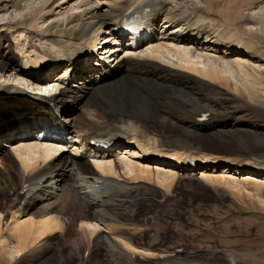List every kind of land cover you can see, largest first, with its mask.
Here are the masks:
<instances>
[{
  "label": "bare ground",
  "instance_id": "bare-ground-1",
  "mask_svg": "<svg viewBox=\"0 0 264 264\" xmlns=\"http://www.w3.org/2000/svg\"><path fill=\"white\" fill-rule=\"evenodd\" d=\"M59 2L60 0H0V28L6 27L8 31H13L11 37L14 47L21 55H15L11 37L0 32V134L7 137L6 142L18 140L11 144L12 156H5L4 161L16 166L20 191L25 190L26 199L29 196L33 199L29 198L32 203L26 201L27 207L22 206L20 200L0 209V264H11L26 258L36 246L57 234H61L65 242L70 237L65 236L70 224L65 225L60 215L70 209L67 208L68 205L75 213L74 219L78 226L75 233L81 234L82 241L79 243L78 239L75 241L72 237L65 243L66 248L71 250L79 243L80 246L77 247H84V251L90 248L88 259H92L96 249L93 250L91 246L100 240V233L109 232L110 237L114 236L123 248L112 247L117 251L109 250L102 255L98 251L100 264H180L183 260L180 255L169 256L168 252L157 254L148 249L153 245H135L137 242L131 232L122 227L136 225L131 216L124 219L119 212L99 210V207L105 206L108 201L116 202L115 200L135 204L134 207L138 205L137 202L151 201L154 196L147 191V187H143L145 190L138 186L143 179H152L149 184L156 181L163 188H171L181 180H197L215 185L226 183L238 192L247 182L258 187L264 186V166L255 167L248 161L232 159V156L186 152L177 146L172 148V143V147L170 143L166 144L170 140L166 136L170 124L178 128H190L192 135L201 140L228 142L235 137L234 129L239 126L238 123L228 127L223 117L217 115L213 118L211 112L204 108L203 111L199 110L202 111L200 114H197L199 111L195 113L197 107L194 108V113L189 114V110L182 104L184 97L191 100L210 97L215 101L213 93L224 91L240 99L245 96L252 105L257 99L264 100L260 95L264 92V0H229V5L227 2L224 5L225 0H98L94 5H73L64 13L60 12L56 16L57 20L51 22L47 14L53 12ZM247 2L250 3L247 5ZM144 4L154 8L150 25L158 32L136 49L124 50L123 55L118 54L122 49L119 42L109 44L112 36L129 11ZM214 4L219 7L217 11ZM35 40L39 45L35 44ZM94 41L106 44L104 49L111 53L109 57L114 59L113 64H102L96 71L91 69L88 73L94 74L92 80L82 77L79 81H69V71L86 67V54ZM29 43L31 50L27 51L25 47ZM34 51L60 58L61 61L44 66L47 62L44 57L30 60ZM23 56L30 62H23ZM172 57L177 60L174 61ZM30 63L34 65L31 66ZM25 67L42 71L48 69L58 72V75L54 78H36L25 71ZM10 81V86L2 87L3 83ZM34 83L59 85L61 89L58 94L45 98L37 95L35 92L38 91L34 87H30ZM125 85L130 87L127 96L153 97L155 102L149 101L153 112L145 114L131 102L126 104L127 101L122 100V103L115 105L104 99V95L113 92L114 88ZM22 86L28 90H22ZM170 94L176 95L181 103L175 105L178 106L176 111L165 105V98ZM78 102L85 106L76 114L71 108H75ZM198 108L201 109L199 105ZM258 109L264 112V106ZM205 113H209L210 118L203 122L200 118ZM48 126L57 127L59 132L63 128L66 134L57 139L45 134L40 140V134ZM227 127L229 130H226ZM157 128H165L163 137L168 140L162 143L165 142L166 145L158 146L154 138L148 137L157 133ZM94 135L115 138L113 144L116 149L124 145L133 150L125 147L124 154H119L118 150V153L101 152L90 145ZM190 137L189 141L192 140ZM39 141L63 145L65 150L71 146L72 151L68 149L71 157H66V151L57 156V152L38 145ZM85 156L92 158L90 165L84 162ZM206 163L227 165L228 171H221L218 167H204L203 171L198 172V165ZM2 165L3 161L0 160V174ZM194 166H197L196 169H189ZM68 169L75 172L76 178L82 177L76 184L83 182L81 189L84 192L80 193L76 191L75 185H69L64 188V192L63 189L60 190L62 196L59 195L60 200L56 204L35 210L36 204L42 202V198L34 201L38 193L43 188L52 189L49 186L54 179L67 182L65 175ZM247 170L250 173L245 174ZM197 174H200V178L195 177ZM122 177L125 186L121 181ZM9 179L6 180V185L11 191L16 183H13V177ZM158 191L163 195L168 194L160 188ZM54 194L55 191H52L50 197L53 198ZM49 195L43 198L48 199ZM139 196L142 197L141 200H135ZM61 201L63 202L59 203ZM5 213H10V216L6 218ZM66 232L69 233L68 230ZM94 238L96 239L93 240ZM82 242H87L88 245L85 243L84 246ZM79 252L81 258L83 252ZM71 256L72 253L69 257ZM209 259L203 260L196 255L193 263L211 264ZM188 260L189 258L185 259L181 264ZM233 260L235 263L230 264H242L241 259L235 256ZM214 264L228 263H224L223 258L219 257Z\"/></svg>",
  "mask_w": 264,
  "mask_h": 264
},
{
  "label": "rangeland",
  "instance_id": "rangeland-1",
  "mask_svg": "<svg viewBox=\"0 0 264 264\" xmlns=\"http://www.w3.org/2000/svg\"><path fill=\"white\" fill-rule=\"evenodd\" d=\"M97 1L98 0H60L59 5L55 7L54 10L55 12L54 11L49 12L47 14V17L51 18V22H53L57 20L56 16L60 12L64 13V11L68 10L69 7L71 8L73 5L76 6L77 4H86V3H90L94 5V3H97ZM226 2L229 5V0H225L224 2L225 4L224 3L223 4L227 5ZM249 3L247 2V5ZM222 6L223 5H221V7ZM217 7L218 5L214 4V8L216 11H217ZM87 8L88 7H86V9ZM0 32H5L10 37L13 33V31L12 32H10V30L8 31L6 27H1ZM11 39L12 37L10 38V40ZM11 42L13 44V48H14L13 50L15 55L21 56L19 54V51L16 50L14 47L15 43H13L14 42L13 39ZM35 44H38V41L35 40ZM28 45L27 48L25 47V49H27V51H30L31 44L29 43ZM219 52L222 53L226 51H219ZM172 59H174V61L177 60L175 57H172ZM94 67L95 68L97 67L95 63H94ZM127 74L129 75V73ZM86 75L87 76L85 77L87 79H91V80L93 79L94 74L86 73ZM1 79L2 78L0 77V82ZM9 84L11 85L12 81L3 83L2 87L5 88L7 86H10ZM23 88H25V86H22L21 89L24 90ZM129 89L130 87L127 85L119 86L117 88H114L113 92L104 95V99L106 101L114 102L115 105H119L120 103H122V100L123 102L127 101L126 104H130L131 102V104L134 105L135 107L137 106L138 108L139 106L140 108L138 109L145 114L153 112L152 109L153 107L151 104L155 102V99L153 97L149 95H146L149 98L148 97L139 98L135 95L127 96V94H129L128 93ZM25 90L28 89L25 88ZM138 92L141 93L140 91ZM123 93L125 96L124 95L122 96ZM87 95L88 94H86L85 98L87 97ZM260 95L261 97L264 98V92L263 93L261 92ZM167 97L165 98V100L167 99L165 101V105H167V107L170 109L172 108L171 109L172 111H176L178 106L175 105L181 104L179 103L180 101L178 97H176V95L173 96V94H170ZM213 97L215 98V101H212L210 97L208 98L206 97L207 101L205 100L206 98L203 99L206 102L199 99L196 100L195 98H193L192 100L190 98L186 99L184 97L185 100L184 98L182 99V104H184V107L186 106L185 108L189 110L190 112L189 114L194 113L193 110H196L194 109L196 107H197V111L195 113H197L199 110H202L204 108L207 109L208 112H211L213 118H215L217 115H218L217 117L219 116L223 117L228 127L230 125H234L235 122L238 123L239 126L234 129L235 137L228 142H219L214 139H210L206 141V140H201L199 138L198 139L195 138L192 135L190 128H185L184 126L178 128L170 124L169 125L170 127L167 126L169 128L166 131V136L169 137L170 140L166 138L168 140V143L166 144L169 145L170 143L171 147L173 145L172 148H176L177 146L178 148H181L183 149V151L186 152L199 151L203 153V155L206 154L209 156L210 155L211 156L226 155L228 157L232 156L233 158L232 157L230 158L238 159L240 161H245V162L248 161L252 166L255 167L256 166L263 167L264 166V112L263 110L258 108H260V106H264V100L257 99L255 102H253L252 105L247 102L245 96L240 99L224 91H216V93H213ZM149 101L152 102L150 103ZM195 103L198 104L199 107H201V109L198 108V105H196ZM171 104H173L174 106H172ZM84 106L85 104L78 102L76 104V107L71 109H74L75 113L79 114V112ZM173 107L176 109H174ZM202 111H199L197 114H200ZM261 114L263 116H261ZM220 121L222 120L220 119ZM228 127L226 128V130H229ZM163 129L165 130V128ZM179 129L180 131H178ZM156 130L157 133L154 134L152 133L148 137L154 138L159 146V144H164L165 142H167V140L165 139V137H163L164 130H158V128ZM175 130L177 131V133L179 132L178 133L179 135L176 134ZM160 131H162V133ZM184 132L185 134H183ZM158 134H160L161 136ZM3 136L4 135L0 134V140L2 141L0 143V160L3 161L2 173L0 174V209L5 208V206L6 207L9 206V204L12 203L13 201L18 202L20 200H22V206L27 207L28 204L26 203V201L27 200L29 201V198L30 200L33 199L30 196L27 197L28 199H26V197H24L25 191H20L21 188L20 184L17 185L18 178H17L16 166H12L10 162L4 161L5 156L7 155L12 156L11 150L13 145L11 144L16 143L18 140L12 139L9 142H6L7 137L6 136L3 137ZM187 136L192 138V140L189 141V137ZM163 141L165 142L162 143ZM125 147L128 146L123 145L120 148L119 152L121 154L125 153ZM68 148L70 149L69 151H72L71 146ZM128 148H129L128 150H133L131 147ZM65 154L67 158L71 157L70 152L67 151L65 152ZM83 160L85 163L87 164L89 163V165L90 163H92L90 162L92 161V159L87 158L86 156ZM206 164L200 165L198 172L203 171L205 169L204 167H213V168L218 167L221 169V171H228L226 169L227 165L215 166L212 164H208V166H205ZM74 171L70 172L69 169L67 170L65 175L67 181L65 182L66 184L64 182H60L61 179L60 180L54 179L52 184L49 186V187H53L54 190L53 188L52 189L43 188L44 190L42 189L40 193H38L37 195L38 197L34 200V201H40L39 198H42L41 200L42 202H38L39 204H36L37 206L35 210L41 207H46L47 205L53 206L54 204H56V202L60 200V196H62V191L60 192V190L63 189L64 192V188L65 187L67 188L69 185H75L76 191L84 192V190L81 189L83 187L82 186L83 182H79L78 184H76V181L78 182L79 180H82L81 179L82 177L77 176L76 178L74 176L76 175L74 174L75 173ZM249 171L250 170L245 171V174L250 173ZM197 175L195 177L200 178V174ZM9 177H13L14 178L13 183H16V185L13 186V190L11 191H9L6 185V180L7 179L10 180ZM254 177L258 178L256 176ZM240 178H242V175ZM122 179L123 177L121 178V181H123V186H125L124 185L125 181ZM262 179L264 180V176L262 177ZM144 180L146 179H143L138 184V186H141L142 188L147 187V191H149L154 196L151 199V201L137 202L138 205L134 207L135 204H127L126 202L121 203V201L115 200L116 202L108 201V203H106L105 206L99 207V210L102 209H104L105 211L112 210L111 212L113 213L119 212L120 214L123 215L124 219L127 218V216H131V218L134 219V224L136 225H133L131 227H124V226L122 227L125 229L128 228L129 232H131V236L137 242V244L135 245L139 246L138 244H143V243L145 245L149 244L154 246L148 248L150 249L151 252L153 251L154 253L157 254L168 252L169 256L180 255V257L183 259L181 263H184L185 259L189 258V260L185 264H194L193 261L196 258V255L200 256L203 260L204 259L208 260L210 257L209 260L211 261V264H214L219 257L223 258L224 263H228V264L235 263L233 260L234 256L241 259L242 264H264V186L258 187L255 186L252 182H250L249 184L247 182V184H245L242 187L239 193L237 190L234 191L226 183L216 184L217 185L216 186L215 184L212 183H208V182L202 183L197 180H189V181L181 180L182 182L180 181L179 184L177 183L174 184L171 187L172 188L171 189L167 187L164 188L160 187L159 185H157L156 181H154L156 185L153 182L152 184H149V180L151 182L152 179H147L148 181L146 180V182ZM250 180L253 179H249V181ZM225 184L227 185L228 188L225 187L226 186ZM157 188L158 189L160 188L168 192V194H164V195L161 194ZM52 191H55L54 194L55 198L50 197ZM57 192L61 194H58ZM48 195L49 197L48 199H46ZM45 196L46 198H43ZM141 198L142 197L139 196L135 200H141ZM105 199H107V197H105ZM117 199L121 200L119 197H117ZM30 202L32 203L33 201H29V203ZM62 202L63 201L59 203ZM67 208L70 209L67 212L62 213L60 217L63 218L65 225L70 224L66 228V231L68 230L69 233L65 231V236L69 235L70 237L67 236L68 238L65 240V242H63L62 235L57 234L55 237L49 238L45 240V242L36 246L33 249V251H31L32 253L30 252L29 255L26 256V258L24 257V259L20 261L19 260L16 261L17 263L15 262L11 264H19L23 260L24 261L21 262L20 264H83V263L100 264V260L97 256L99 254L98 251H100L102 255V254H106V252L109 250L117 251L116 249L123 248L120 243L116 242V238L114 236L110 237L111 234H109V232H107L105 229H102L107 233L102 232L99 234L100 240L95 241L96 243H94L93 246H91L92 249L94 248L93 250L96 249L94 251V255H93L94 257L92 259H88L91 254V252L88 251L91 250L90 248H88L87 250L84 251V247H82V249L80 247H77L80 246L79 243H81L82 237L80 233L78 232L75 233V230L77 229L78 226L76 225L74 219L75 213L72 211V207L68 205ZM87 210L84 211L87 212ZM9 216L10 213L9 214L5 213L6 218H8ZM148 218L152 220L150 227L146 225V220ZM121 221L124 222L122 219ZM131 228L136 229V231L132 230ZM72 237L73 240L75 241L78 239L77 240L79 242L78 245L75 244V247L78 250H76L74 246L71 248V250L69 247L68 248L65 247V243H68L70 239H72ZM108 237L109 239H106ZM95 239L96 238H94L93 240ZM55 243L58 245H55ZM85 243L88 245L87 242H82L83 245ZM112 247H116V249H113ZM80 250L81 252L84 251L82 253L81 258L79 257L80 254H78L80 253L79 252ZM71 253L72 256L69 257ZM75 253H77L78 256ZM191 257L193 260L191 259Z\"/></svg>",
  "mask_w": 264,
  "mask_h": 264
},
{
  "label": "water",
  "instance_id": "water-1",
  "mask_svg": "<svg viewBox=\"0 0 264 264\" xmlns=\"http://www.w3.org/2000/svg\"><path fill=\"white\" fill-rule=\"evenodd\" d=\"M149 223V222H148Z\"/></svg>",
  "mask_w": 264,
  "mask_h": 264
}]
</instances>
